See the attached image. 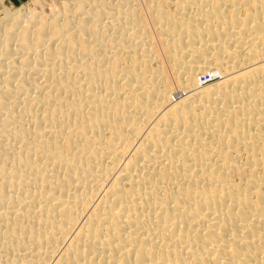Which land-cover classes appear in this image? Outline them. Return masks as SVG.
Returning <instances> with one entry per match:
<instances>
[{
    "label": "bare ground",
    "instance_id": "6f19581e",
    "mask_svg": "<svg viewBox=\"0 0 264 264\" xmlns=\"http://www.w3.org/2000/svg\"><path fill=\"white\" fill-rule=\"evenodd\" d=\"M58 1L1 11L0 264H264V0Z\"/></svg>",
    "mask_w": 264,
    "mask_h": 264
},
{
    "label": "rangeland",
    "instance_id": "374dc122",
    "mask_svg": "<svg viewBox=\"0 0 264 264\" xmlns=\"http://www.w3.org/2000/svg\"><path fill=\"white\" fill-rule=\"evenodd\" d=\"M6 1V0H5ZM3 2V4L2 5H0V18L2 19V14H1V11H2V7H5L6 9H8L9 11H11V12H14L16 9H18V8H20L21 9V11L23 12V13H26V12H28V11H32L33 10V12L35 11V12H43V15H45V17L48 15V8H49V6L50 5H52V3L53 2H55L54 4L55 5H58V3H59V1L58 0H8L7 2ZM39 1H43L42 2V6H43V9H42V6L41 5H39L37 2H39ZM51 1V2H50ZM53 1V2H52ZM141 1V2H140ZM49 2V3H48ZM58 2V3H57ZM137 2V3H136ZM35 3V4H34ZM51 3V4H50ZM137 4H138V6H137ZM49 5V6H48ZM135 5H136V7L140 10H142V13L144 12V18H145V21L148 23L149 21V17H147V15H146V13H145V9H146V6H147V3L144 1V0H135ZM35 6V7H34ZM143 6V7H142ZM22 7V8H21ZM145 8V9H144ZM140 10V11H141ZM45 13V14H44ZM0 19V20H1ZM151 35H152V40H153V42L154 43H156V38H155V35H154V33H153V31H151ZM160 46H156V49H157V55H158V60L159 61H161V63H162V66L163 67H165L166 68V62H165V58H164V55H163V53H161L160 52ZM164 68V69H165ZM165 71V73L167 74H165L166 76V79H167V77H168V79H167V81H168V83H171V84H168L169 85V87H170V85L172 86V90H171V95H170V97H172V98H170L172 101H177L178 100V98L180 99V96H179V93H176V92H178V91H176L175 90V88H173L174 87V85H172L173 83H172V75H171V72H169V70H167V68L164 70ZM170 73V74H169ZM202 75H205V76H202ZM210 75L211 74H200V75H198L197 77H198V79H199V81H198V79H197V81L199 82H197V84H198V86H206V85H209L210 83H213V82H215V81H217L218 80V78H219V76L217 75H211V77H210ZM200 76V77H199ZM196 77V78H197ZM171 78V79H170ZM170 79V80H169ZM171 81V82H170ZM201 83V84H200ZM175 90V91H174ZM174 92V93H173Z\"/></svg>",
    "mask_w": 264,
    "mask_h": 264
},
{
    "label": "crops",
    "instance_id": "0c3cea01",
    "mask_svg": "<svg viewBox=\"0 0 264 264\" xmlns=\"http://www.w3.org/2000/svg\"><path fill=\"white\" fill-rule=\"evenodd\" d=\"M8 1V0H7Z\"/></svg>",
    "mask_w": 264,
    "mask_h": 264
}]
</instances>
